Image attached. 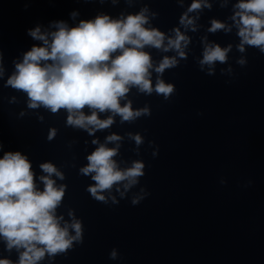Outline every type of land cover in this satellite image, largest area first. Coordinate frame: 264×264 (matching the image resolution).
Listing matches in <instances>:
<instances>
[{
	"label": "clouds",
	"instance_id": "clouds-1",
	"mask_svg": "<svg viewBox=\"0 0 264 264\" xmlns=\"http://www.w3.org/2000/svg\"><path fill=\"white\" fill-rule=\"evenodd\" d=\"M116 2L113 0L114 4ZM226 6L227 0H223L221 7ZM211 7L209 0H193L179 18L185 31L176 27L171 30L172 36L150 26V17L155 18L158 14L150 12L147 6L135 14H121L116 19L100 14L72 27L65 21H58L53 25L54 31H42L37 26L29 30V35L41 41V46H33L23 54L21 61L14 62L15 71L8 77L5 87L25 93L29 109L43 107L53 114L64 109L66 125L89 135L111 127L116 116L120 117L121 124L132 123L150 116L151 109L147 105L133 108L128 93L136 88L144 95L155 93L165 100L171 98L175 86L162 79L163 73L178 65L177 57L187 59L185 49L191 39L185 32L197 31L199 13ZM71 15L74 18L78 13ZM229 19L233 22L231 26L212 19L207 31L230 33L234 26L239 37L237 51L245 53L246 47H253L264 53V0H238ZM202 42V59L198 60L200 70L207 67V74L214 75L216 63H227L233 46L229 44L222 48L207 42L206 37ZM146 47L165 53L174 51L176 55H165L157 64L145 51ZM236 63L243 67L247 59L241 56ZM227 71L231 72V67ZM153 72L157 74L154 84ZM3 75L4 68L0 64V77ZM85 108L90 114L85 113ZM103 113L107 116L101 119ZM55 135L56 130L51 129L48 139L52 140ZM127 135L135 142L137 150L144 143V137L139 133ZM122 140L123 137L115 133L106 136L103 143L93 139L92 144L97 147L87 155L88 163L79 169V174L90 176L94 181L87 188L92 198L105 204L109 199L118 203L111 195L113 190L124 198L145 175L142 160H133L131 166L121 168L114 159L119 155ZM109 144L114 146L109 147ZM156 154L153 152V156ZM39 167L44 173L38 177L43 190L34 179L35 173L27 156L20 151H8L0 158V237L9 251L15 248L20 252L18 264H37L46 254L54 260L57 255L66 254L74 244L83 242V225L74 212L68 213L70 221L57 215L66 185H57L53 176L64 180V173L51 162L41 163ZM147 195L148 192L141 188L131 203L136 205ZM118 258V250L113 248L109 259ZM0 264H12V261L0 259Z\"/></svg>",
	"mask_w": 264,
	"mask_h": 264
}]
</instances>
